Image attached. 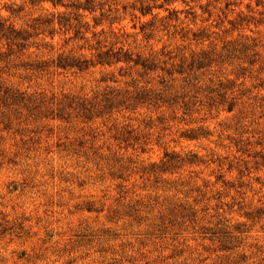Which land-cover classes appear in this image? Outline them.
I'll return each mask as SVG.
<instances>
[{
	"label": "rangeland",
	"instance_id": "obj_1",
	"mask_svg": "<svg viewBox=\"0 0 264 264\" xmlns=\"http://www.w3.org/2000/svg\"><path fill=\"white\" fill-rule=\"evenodd\" d=\"M0 264H264V0H0Z\"/></svg>",
	"mask_w": 264,
	"mask_h": 264
},
{
	"label": "trees",
	"instance_id": "obj_2",
	"mask_svg": "<svg viewBox=\"0 0 264 264\" xmlns=\"http://www.w3.org/2000/svg\"><path fill=\"white\" fill-rule=\"evenodd\" d=\"M11 32H12V31H7V34H4L3 36H4V37H8V34L11 35ZM67 66H69V64H68Z\"/></svg>",
	"mask_w": 264,
	"mask_h": 264
}]
</instances>
